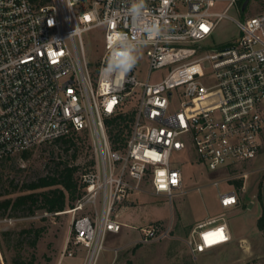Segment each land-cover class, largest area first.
I'll use <instances>...</instances> for the list:
<instances>
[{
  "label": "built area",
  "instance_id": "obj_1",
  "mask_svg": "<svg viewBox=\"0 0 264 264\" xmlns=\"http://www.w3.org/2000/svg\"><path fill=\"white\" fill-rule=\"evenodd\" d=\"M242 4L0 0V161L83 131L96 153L95 166L79 175L81 196L67 210L81 214L73 221L74 246L67 245L64 255L84 248V264H98L107 232L123 226L118 205L144 192V184L170 200L184 193L175 152L224 175L212 181L222 207L239 203L237 188L220 184L248 178L245 165L259 155L264 134V10L245 19L228 15L229 7ZM223 18L232 19L240 34L227 46L208 49L205 41ZM98 27L105 29L104 53L92 68L83 34ZM143 49L146 79L136 64ZM155 72L158 80H152ZM120 114L132 116L122 122L124 138L110 122ZM140 230V243L169 233L159 222ZM221 232L223 240L210 235ZM229 241L222 213L197 222L186 243L196 256Z\"/></svg>",
  "mask_w": 264,
  "mask_h": 264
},
{
  "label": "rangeland",
  "instance_id": "obj_2",
  "mask_svg": "<svg viewBox=\"0 0 264 264\" xmlns=\"http://www.w3.org/2000/svg\"><path fill=\"white\" fill-rule=\"evenodd\" d=\"M227 5L228 1L218 2L217 9H224ZM263 10L264 0H250L245 11L233 5L227 13L233 18L245 19ZM104 31V27H98L83 34L85 56L92 68L99 66L104 53ZM239 34L237 24L230 18H223L205 42L208 49L221 48L231 44ZM145 50L139 53L136 62L141 79H146L149 67ZM159 78L160 72L153 73L152 80ZM180 101L177 97L173 99V109H180ZM74 140L76 145L68 151L61 150L57 142H49L30 149L28 157L17 153L10 159L0 161V201L26 193L25 183L53 173L60 161L77 165V177L93 168L96 153L90 134L86 131L75 133ZM262 142L261 149L264 152V134ZM74 154L77 156L74 157ZM172 160L176 167H181L186 173V191L175 192L170 200L166 195L154 194L150 184L146 183L145 191L136 202L123 201L119 209L128 206L120 216L125 226L119 233L107 232L106 248L101 252L98 264H110L115 256V247L128 244L140 235L141 226L158 220L166 222L168 235L125 247L116 264H264V231L259 226L262 201L250 203V199L260 189V184L264 185V160L257 162V170L252 171L247 178L245 201L248 205L235 212L224 211L237 242L217 246L196 256L189 250L186 239L193 221L214 212H223L218 206V188L211 184L213 174L203 164L186 162L183 152H175ZM220 188L226 189L227 183L222 182ZM69 209L60 213L38 210L35 214L26 215L21 211H5L0 207V264H84V248L73 257L67 253L64 255L67 245L69 249L74 246L73 221L81 214L67 211ZM35 230H40V236L33 244ZM242 235L248 237L245 242L238 241Z\"/></svg>",
  "mask_w": 264,
  "mask_h": 264
},
{
  "label": "trees",
  "instance_id": "obj_3",
  "mask_svg": "<svg viewBox=\"0 0 264 264\" xmlns=\"http://www.w3.org/2000/svg\"><path fill=\"white\" fill-rule=\"evenodd\" d=\"M131 117L132 116L130 114H120L111 119L110 122H114L115 128L117 129L115 134L117 137L123 136L122 133L126 127V125H122V122ZM74 134L75 133L67 137L59 138L54 142L60 144L61 150L68 151L76 145ZM29 150L30 149L24 150L21 153L24 154L25 157H28ZM76 156L77 155L74 154V157ZM11 157H8L7 159H10ZM77 170V165L60 161L53 173L41 176L36 181L25 183L24 190H27L26 193L19 194L15 198L10 197L1 200L0 207L5 211H21L26 215L35 214L38 210L60 213L68 207L71 208L82 194V190L79 186V177L76 176ZM259 226L261 230L264 231V211L259 219ZM29 231L30 230H26V232ZM39 236L40 230H35V239L33 244H36Z\"/></svg>",
  "mask_w": 264,
  "mask_h": 264
},
{
  "label": "crops",
  "instance_id": "obj_4",
  "mask_svg": "<svg viewBox=\"0 0 264 264\" xmlns=\"http://www.w3.org/2000/svg\"><path fill=\"white\" fill-rule=\"evenodd\" d=\"M262 145H263V143H262ZM264 160V152H262V149H261V151H260V153H259V155L254 159V160H252V161H250L249 163H247L245 166H246V168H247V170H248V168H250V170H248L250 173L252 172V171H256L257 170V162H259V161H263ZM191 164V163H190ZM196 164V163H195ZM193 165H194V163H193ZM210 173L211 174H213L212 175V178H211V184H212V181H213V179H216V178H223L224 177V175H221V174H214V173H212L211 171H210ZM184 174H185V176H186V173L184 172ZM225 183H227V188L226 189H223V190H228V189H231V188H233V187H235V188H237V190H238V196H239V203L237 204V205H234V206H230V207H228V208H224V207H222L221 206V203H220V199H219V196H218V206H219V208L223 211V212H220V213H218V214H216L215 212L214 213H212L211 215H206L205 217H202V218H199V219H197V220H195V221H193V225H192V227L197 223V222H199V221H201V220H204V219H206V218H208V217H213V216H217V215H220V214H222V213H225L224 211H227V212H235V211H237V210H239L242 206H246V205H248L247 203H246V193H245V191L247 190V179H245V180H242V179H240V180H236V181H234V182H225ZM263 186V188L261 189V187ZM262 186H261V184H260V189H258L257 190V194H255L254 196H253V199H250V203L251 204H254V203H256L257 201L256 200H261L262 201V213H263V211H264V196H263V190H264V185L262 184ZM198 187H200V186H198ZM197 187V188H198ZM242 190H243V192H242ZM142 192H136V193H133L131 196H130V198L129 199H127V200H129L130 202H136V199H139L138 197L140 196V194H141ZM122 204H120L119 206H118V208H117V211H116V219L118 220V221H120L122 224H123V226L121 227V230L123 229V227L125 226L124 225V223L120 220V216L122 215V211L124 210V208L125 207H128V206H124V207H122V208H120L119 209V207L121 206ZM156 222H159L161 225H163L165 228H167L166 227V222H164V221H161V220H158V221H156ZM227 224H228V227H229V231H230V235H231V241H229L228 243H230V242H233V241H236L237 242V240H234V233H233V231H232V229H231V227H230V225H229V222L227 221ZM147 226V225H146ZM141 227H144V226H141ZM140 227V228H141ZM191 227V228H192ZM120 230V231H121ZM191 230V229H190ZM119 231V232H120ZM119 232H117V233H119ZM189 233H190V231H189ZM140 237H141V233H140V235L138 236V237H136V238H133L128 244H126V245H124V246H117V247H115L114 249H115V256L113 257V259H112V261L110 262V264L113 262V260L117 257V259L119 258V256H120V253H121V251L125 248V247H127V246H130V245H132L133 243L135 244V242H137L139 239H140ZM189 238V234H188V236H187V239ZM247 238L248 237H246L245 235H242L240 238H239V242H245L246 240H247ZM186 239V240H187ZM228 243H226V244H228Z\"/></svg>",
  "mask_w": 264,
  "mask_h": 264
},
{
  "label": "snow or ice",
  "instance_id": "obj_5",
  "mask_svg": "<svg viewBox=\"0 0 264 264\" xmlns=\"http://www.w3.org/2000/svg\"><path fill=\"white\" fill-rule=\"evenodd\" d=\"M204 31H207L206 28L203 29ZM155 158H158V157H155ZM173 183H175V180L173 179ZM210 235H218L219 236V239L223 240L225 237L222 235V232L221 233H216V234H210ZM206 239V242H208L207 240V237L205 238ZM214 241H212L211 243H213Z\"/></svg>",
  "mask_w": 264,
  "mask_h": 264
},
{
  "label": "water",
  "instance_id": "obj_6",
  "mask_svg": "<svg viewBox=\"0 0 264 264\" xmlns=\"http://www.w3.org/2000/svg\"><path fill=\"white\" fill-rule=\"evenodd\" d=\"M250 0H244L243 4H242V7H241V10L242 11H245L247 5L249 4Z\"/></svg>",
  "mask_w": 264,
  "mask_h": 264
},
{
  "label": "clouds",
  "instance_id": "obj_7",
  "mask_svg": "<svg viewBox=\"0 0 264 264\" xmlns=\"http://www.w3.org/2000/svg\"><path fill=\"white\" fill-rule=\"evenodd\" d=\"M174 180H175V178H174ZM206 237H207L208 243L210 244V243L213 241V238H212L211 236H205V237H204V240H205V241H206V239H205ZM216 237L219 238L218 235H217Z\"/></svg>",
  "mask_w": 264,
  "mask_h": 264
},
{
  "label": "bare ground",
  "instance_id": "obj_8",
  "mask_svg": "<svg viewBox=\"0 0 264 264\" xmlns=\"http://www.w3.org/2000/svg\"><path fill=\"white\" fill-rule=\"evenodd\" d=\"M70 212V211H69Z\"/></svg>",
  "mask_w": 264,
  "mask_h": 264
}]
</instances>
